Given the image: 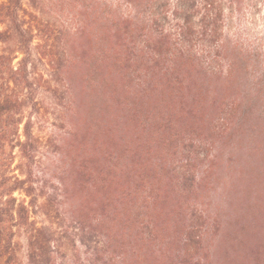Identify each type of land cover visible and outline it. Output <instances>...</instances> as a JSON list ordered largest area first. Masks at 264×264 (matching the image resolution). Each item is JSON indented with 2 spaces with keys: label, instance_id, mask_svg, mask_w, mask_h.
I'll list each match as a JSON object with an SVG mask.
<instances>
[{
  "label": "trees",
  "instance_id": "1",
  "mask_svg": "<svg viewBox=\"0 0 264 264\" xmlns=\"http://www.w3.org/2000/svg\"><path fill=\"white\" fill-rule=\"evenodd\" d=\"M123 1L76 34L0 7V264H264V80L216 0Z\"/></svg>",
  "mask_w": 264,
  "mask_h": 264
},
{
  "label": "rangeland",
  "instance_id": "2",
  "mask_svg": "<svg viewBox=\"0 0 264 264\" xmlns=\"http://www.w3.org/2000/svg\"><path fill=\"white\" fill-rule=\"evenodd\" d=\"M7 1L0 0V7ZM159 1L169 4L167 9L170 19L174 17L172 11H186L185 3L188 2V0H157V3ZM216 1L221 10L223 41L227 45L224 59L221 61L224 71L229 64L234 63L235 69L239 67L240 70L239 82H246L244 84L248 86L254 84L257 78L264 80V0ZM67 2L68 0H24L23 3L25 13H36L40 20L51 26L55 25L57 29L65 26L70 34H76L79 26L85 27L88 32L89 29L85 25L87 18L93 22L97 12L102 15L101 11L96 12L98 4L108 6L120 4L122 12L132 11L123 0H70L68 3L70 11L66 6ZM203 2L204 0H190L192 9L189 8L191 13L186 16H190L194 21L207 17L208 10L204 9ZM119 13L121 14V11ZM182 15L184 16V13ZM37 97L45 99L46 93L41 91ZM47 127V132H50V126ZM56 134H61L59 129H56Z\"/></svg>",
  "mask_w": 264,
  "mask_h": 264
}]
</instances>
